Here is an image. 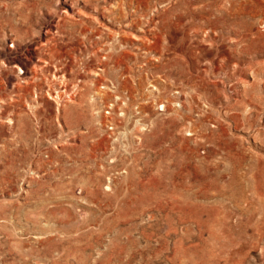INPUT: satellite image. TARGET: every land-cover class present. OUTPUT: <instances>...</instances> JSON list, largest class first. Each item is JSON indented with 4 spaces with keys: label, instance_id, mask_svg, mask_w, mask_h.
I'll return each instance as SVG.
<instances>
[{
    "label": "rangeland",
    "instance_id": "rangeland-1",
    "mask_svg": "<svg viewBox=\"0 0 264 264\" xmlns=\"http://www.w3.org/2000/svg\"><path fill=\"white\" fill-rule=\"evenodd\" d=\"M0 264H264V0H0Z\"/></svg>",
    "mask_w": 264,
    "mask_h": 264
}]
</instances>
